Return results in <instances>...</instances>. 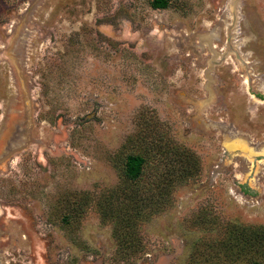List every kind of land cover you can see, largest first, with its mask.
<instances>
[{
  "label": "rangeland",
  "instance_id": "obj_1",
  "mask_svg": "<svg viewBox=\"0 0 264 264\" xmlns=\"http://www.w3.org/2000/svg\"><path fill=\"white\" fill-rule=\"evenodd\" d=\"M256 262L264 0H0V264Z\"/></svg>",
  "mask_w": 264,
  "mask_h": 264
},
{
  "label": "trees",
  "instance_id": "obj_2",
  "mask_svg": "<svg viewBox=\"0 0 264 264\" xmlns=\"http://www.w3.org/2000/svg\"><path fill=\"white\" fill-rule=\"evenodd\" d=\"M164 5L165 2H159V4ZM147 168V160L144 156L140 154H127L124 159V169L123 174L126 181L131 183L134 190L137 189L138 182L141 177L144 176ZM147 198H145L146 200ZM147 203H150L148 201ZM148 211V212H147ZM143 212L146 216L151 213L150 210ZM256 264H264L262 262H256Z\"/></svg>",
  "mask_w": 264,
  "mask_h": 264
},
{
  "label": "bare ground",
  "instance_id": "obj_3",
  "mask_svg": "<svg viewBox=\"0 0 264 264\" xmlns=\"http://www.w3.org/2000/svg\"><path fill=\"white\" fill-rule=\"evenodd\" d=\"M239 145H243V143H242V142H239ZM239 145H238V146H239ZM250 151H251V149H249V152H250Z\"/></svg>",
  "mask_w": 264,
  "mask_h": 264
}]
</instances>
